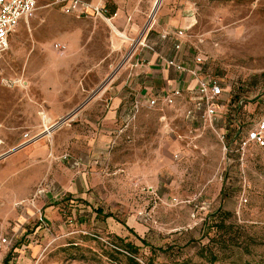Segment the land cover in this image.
Segmentation results:
<instances>
[{"label": "rangeland", "instance_id": "obj_1", "mask_svg": "<svg viewBox=\"0 0 264 264\" xmlns=\"http://www.w3.org/2000/svg\"><path fill=\"white\" fill-rule=\"evenodd\" d=\"M51 1L38 0L0 59V153L7 151L0 160L47 144L55 163L78 162L72 171L86 174L88 202L68 200L55 210V227L19 254V264H128L130 255L115 249L126 243L137 247L140 264H264V149L242 155L236 145L264 115V0H162L156 11L157 0H93L110 11L111 23L65 15ZM180 10L193 18L187 43L251 112L243 104L226 110L217 133L188 117L185 105L144 103L138 113L130 106L111 136L93 135L84 115L102 125L108 91L128 75L126 65L143 50L138 42L150 43L160 15ZM71 114L43 135L44 124ZM26 133L40 139L26 143ZM35 196L27 205L36 210ZM93 206L103 212L97 224ZM41 216L38 208L25 223L30 235Z\"/></svg>", "mask_w": 264, "mask_h": 264}, {"label": "crops", "instance_id": "obj_2", "mask_svg": "<svg viewBox=\"0 0 264 264\" xmlns=\"http://www.w3.org/2000/svg\"><path fill=\"white\" fill-rule=\"evenodd\" d=\"M87 1L98 3L93 0ZM81 18L98 19L86 16H82ZM192 22L193 18H191V15H187V13L182 12V10H180V13L175 17H172L169 13H163L159 16L154 26L155 34L149 41L155 48V51L150 52L146 49L139 51L135 53L133 59L126 65L127 71L129 72H127L128 75L124 81L108 91V94L111 96V103L109 110L106 111V115L102 120V125L97 117L91 116V113L86 114L89 116L84 115V122L89 123L95 130V132L92 133L93 135L104 138H107L109 135L111 136V134L115 132L114 129L120 117L124 116V114L130 110V106H133L136 99H153L163 92L177 89L191 90L195 88L196 80L193 79V77L168 67L165 63L166 60L174 59L186 65L194 66L195 59L197 57H202L205 60V63L201 67L202 77H207L208 75L218 77L224 90L218 106L217 120L222 117L226 110L228 111L231 109L237 111V109H239L242 100H240L239 96L235 98V94L232 97L235 91L224 84L222 76L217 75L207 67L206 57L204 55L200 52H195L185 38L182 40V49L180 51L175 49V45L180 42V38L176 35L177 32L187 29ZM190 30H187L186 36ZM196 50L199 49L197 48ZM130 67L133 68L131 75ZM130 88L132 90L131 92ZM226 97L228 98L226 99ZM193 103L194 99L190 95L188 96V94H185L183 98L176 101L175 105H185L186 108L184 112L186 114L193 106ZM243 106L247 112H251V107L245 104H243ZM94 107L95 104L91 107V111H93ZM255 117L258 118L257 116ZM65 134L66 133L60 136L64 137L66 136ZM0 137L3 140V144L0 146L1 150L5 145V141L1 133ZM107 142L108 141H105L104 143ZM69 145L70 142H68V147ZM109 148H111V146ZM4 149H13V147L7 146ZM54 149H57V147ZM85 149L89 148L85 147ZM5 153H7V151L0 153V158L5 155ZM56 158L58 157L54 152H50L47 144H40L36 146L30 145L25 151L12 153L0 160V217L4 218L0 230V237H7L11 241L10 246L5 247L0 253L5 264H19V254L31 248L33 245H38V236L53 230L55 225L49 223L50 216L54 218L56 214L54 211L60 209L68 200L72 201L73 199H78L82 200L84 203L87 201L89 188L86 174L80 171L77 175L72 171L75 163L73 165H71V163H67V165L60 162L55 163L54 159ZM39 187L42 190L41 193L36 192L37 188L40 189ZM34 193L36 196L33 202L34 206H36V210L34 207L27 205V202H30V198ZM13 206H15V209H23L21 210L23 212L19 214L14 211L13 215L8 216L7 213L9 210L13 209ZM38 208L44 209L47 216L44 217V224L39 221L36 231L33 235H30L28 233L30 228L25 223L29 222L32 216H35ZM93 209L96 210L95 217L97 224L99 222L97 218H102L103 212L101 211L102 209H97L94 206ZM111 217V215H107L106 218ZM11 218H13L12 221ZM26 238L28 241L22 244L21 242Z\"/></svg>", "mask_w": 264, "mask_h": 264}, {"label": "built area", "instance_id": "obj_3", "mask_svg": "<svg viewBox=\"0 0 264 264\" xmlns=\"http://www.w3.org/2000/svg\"><path fill=\"white\" fill-rule=\"evenodd\" d=\"M51 6L59 7L65 15L76 16L81 18L82 16L93 17V18H103L105 21L111 23L113 17L109 10L103 6L101 3H92L87 0H52ZM38 10V0H0V59L5 55V53L10 48V39L17 32L21 24L29 23ZM113 26V25H112ZM192 26L187 27V29L179 30L177 36L180 38V42L175 45V49L180 51L183 46L182 40L186 37L187 30H190ZM138 44L142 49H146L150 52H154L155 48L146 41V39H141ZM58 51L63 52L66 46L62 43L56 45ZM166 65L178 72L189 74L193 79L196 80V86L191 90H172L169 92H163L162 94L156 96L155 98H148L145 100L136 99L132 106V111L138 113L143 104L146 103L150 107H155L159 103H163L167 106H173L176 101L183 98L185 94L190 95L194 99L193 106L187 111V116L194 118L195 116L201 118L205 123L209 124L214 128V124L218 119V106L220 98L224 93L221 81L218 77L214 75H208L207 77H202V65L205 60L202 57H197L195 59V65L189 66L178 60H166ZM264 102V98H262ZM240 102L239 108L242 106ZM74 117L73 114L67 117L61 118L58 121L45 126L43 135L47 136L50 130L54 132L56 129L62 127L68 121ZM41 118L45 123L48 119L45 111L41 112ZM218 133V131L214 128ZM43 135L41 137H43ZM222 141H225V135H219ZM26 143H33L40 139V137L30 136L29 133L24 135ZM3 140L0 137V146H2ZM237 149L244 155L248 149L258 148L264 149V115L257 121L254 128L245 133L242 132L236 141ZM224 149H228L226 144H224ZM68 158L67 156L65 157ZM78 165V162H75ZM42 192V190H40ZM41 223L44 224V219L40 217ZM11 244L10 239L7 237H0V253L5 247H9ZM127 254V253H126Z\"/></svg>", "mask_w": 264, "mask_h": 264}, {"label": "trees", "instance_id": "obj_4", "mask_svg": "<svg viewBox=\"0 0 264 264\" xmlns=\"http://www.w3.org/2000/svg\"><path fill=\"white\" fill-rule=\"evenodd\" d=\"M129 230H131V229H129ZM118 240L123 242L121 239H118ZM124 248H126V249H123V248L121 249V247L115 246L116 250L122 251V252H126L128 255H130L128 264H140L135 258V255L138 253L137 247L135 245L131 244V243H126L124 245Z\"/></svg>", "mask_w": 264, "mask_h": 264}, {"label": "bare ground", "instance_id": "obj_5", "mask_svg": "<svg viewBox=\"0 0 264 264\" xmlns=\"http://www.w3.org/2000/svg\"><path fill=\"white\" fill-rule=\"evenodd\" d=\"M161 1H162V0H161ZM161 1L159 2V4L161 3ZM159 4H158L157 6H159ZM157 6L155 5V11H156V10H157V8H158ZM115 31H116V29H115ZM122 36H123V35H122ZM49 124H52V121H50V122L46 123V124H45V126H47V127H48V126H49ZM46 134H47V136H48V137H51V136L53 135V132L50 130V132H49V133H46Z\"/></svg>", "mask_w": 264, "mask_h": 264}, {"label": "water", "instance_id": "obj_6", "mask_svg": "<svg viewBox=\"0 0 264 264\" xmlns=\"http://www.w3.org/2000/svg\"><path fill=\"white\" fill-rule=\"evenodd\" d=\"M160 1H161V0H157L156 6L159 4ZM88 101H89V100H88Z\"/></svg>", "mask_w": 264, "mask_h": 264}]
</instances>
